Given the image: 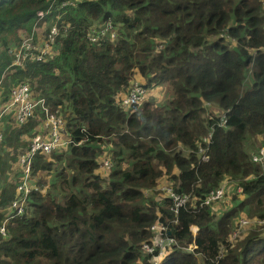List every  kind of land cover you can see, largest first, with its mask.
Listing matches in <instances>:
<instances>
[{
  "label": "trees",
  "instance_id": "trees-1",
  "mask_svg": "<svg viewBox=\"0 0 264 264\" xmlns=\"http://www.w3.org/2000/svg\"><path fill=\"white\" fill-rule=\"evenodd\" d=\"M109 23L104 36L88 39ZM52 27L60 35L41 59L12 64L22 35L33 33L36 55ZM0 79L2 110L11 87L26 82L74 140L34 156L32 190L15 215L22 150L17 178L7 180L8 149L24 150L48 128L39 108L22 123L13 108L0 119V223L11 217L0 264H149L141 246L155 222L176 240L161 264H264L262 226L239 237L235 225L243 214L264 220V155L254 162L251 147L264 149L263 0H0ZM133 81L168 86L171 97L124 107L120 96ZM206 102L226 112L225 126L204 115ZM210 128L208 160L200 161ZM99 145L110 151L107 179ZM39 171L48 184L33 178ZM223 184L222 200L201 205ZM164 185L190 195L177 215L168 197L147 193Z\"/></svg>",
  "mask_w": 264,
  "mask_h": 264
},
{
  "label": "built area",
  "instance_id": "built-area-1",
  "mask_svg": "<svg viewBox=\"0 0 264 264\" xmlns=\"http://www.w3.org/2000/svg\"><path fill=\"white\" fill-rule=\"evenodd\" d=\"M71 2H63L62 5L69 4ZM37 15L39 17L43 16L42 11H38ZM107 24V23H106ZM112 28V25L109 23L105 28L100 30L92 29L88 39L91 41H96L98 37L104 36L106 31ZM60 35V29L52 27L47 36L48 40L44 43L43 48L40 49L39 54H34L32 51L35 48L33 44V33L22 35L19 45L11 49L13 55V65H21L22 62L30 57L41 59L42 56L46 53L49 45L53 43L56 36ZM111 37H114V32L109 34ZM2 87V79H0V90ZM147 90L139 84L137 81H133L130 88L126 93L121 94L120 99L122 106L128 107L131 104H141L146 98ZM210 105V103H205ZM13 108L15 119L22 123L26 121L32 113L39 108L43 113L45 119V126L48 128V132L45 135L34 134L28 144V146L20 152L18 155V165L22 170V176L20 178L19 185L17 186V191L20 193L12 203L11 207L15 210V215L20 214L24 211L26 204V197L29 195L32 190V186L29 184L30 172H31V163L34 159V156L38 152L49 153L53 150H56L60 147H66L69 144H73L74 140L64 138L65 133V122L62 117L56 113L50 111L48 106L45 103L44 98L35 99L33 94L26 82H18L11 87V98L8 104L4 107L1 113L7 112L9 109ZM1 116V114H0ZM210 119L214 120L217 118L219 126H225L226 124V112L221 111L220 114L209 115ZM211 130L205 136L202 137L200 144L198 145V154L200 156V161L208 160V145L210 143ZM2 134L0 133V139ZM264 155V149L260 148L259 154L252 156L254 162H262ZM107 158L102 159V165L105 169L109 170L112 166V163ZM226 189V184H223L221 187L214 190H210L209 193L202 200L201 205H207L214 201H219L224 198ZM155 191L158 190L161 197H168L171 202V209L174 211L175 215L178 214V210L182 207H185L187 203L190 202V195L186 193H178L173 191L169 186H158L155 187ZM11 217L5 218L0 223V234L5 235V225L8 223ZM176 222V220H173ZM247 220L245 218H240L237 222L238 230L246 226ZM189 233L191 237V242L185 249L192 251L195 248V238L198 232V227L194 224L190 225ZM235 231V232H238ZM150 231L153 233V237L148 242H144L141 246L143 253L149 255V264H161L162 259L164 258L167 251H170L175 245L176 240L171 235L167 234L168 225L155 222L150 226ZM212 264H216L213 262Z\"/></svg>",
  "mask_w": 264,
  "mask_h": 264
},
{
  "label": "rangeland",
  "instance_id": "rangeland-1",
  "mask_svg": "<svg viewBox=\"0 0 264 264\" xmlns=\"http://www.w3.org/2000/svg\"><path fill=\"white\" fill-rule=\"evenodd\" d=\"M263 8H264V0H263ZM137 78L139 79L138 81L142 80L139 76H137ZM170 95H171V93L169 92V87L168 86L159 85V86L147 89L145 100L152 99V100H154L155 105H158V104L166 103L168 101L169 97H171ZM2 108H3V104H1V106H0V112H1ZM220 113H221V109H219V107L216 106L215 104H210V105L204 104V115L207 114V116H209V115L220 114ZM3 116H7V115L5 113H1L0 119ZM25 139H26V137H25ZM29 139L31 140V137L27 138L28 141H29ZM25 142H26V140H25ZM251 147L253 148V153H252L253 156L259 154L260 145L258 144L257 141ZM252 148H251V150H252ZM21 150H23V149H17V150L8 149L9 154L11 156H13L14 159L11 161V164L7 165L6 168H5L6 169V178H7V180L11 179V177H13V178L16 177L17 178V176H16V155H18ZM108 153H110L108 147H106L105 145H99V147H98V154L100 156L99 160L100 159L102 160V159H104L106 157L109 158L108 157ZM7 158H9V156H7ZM103 169H104V167H103V165H101V167L98 169V172L101 173V175H102V177L104 179H107L108 178V174L112 170V168L109 171L103 170ZM33 178H35L36 182L39 183V184H40V182H44V181H47V184H48V181L50 179V175L46 171H39L38 175L37 176H33ZM40 187L42 189H44L43 187H45V186L40 185ZM229 188H230V186H229ZM154 189L155 188L153 187L151 189V191H147V193H151V194H155V195L157 194V196H158L159 191L158 190L155 191ZM237 191H239V188H237ZM226 200L227 199L225 198L221 202L224 203V202H226ZM223 203H221L219 205L221 206ZM228 205H230V204L228 203L225 207H227ZM25 206H26V204H25ZM222 207H224V205H222ZM242 216H244L245 219L247 220V224H246V226L241 228L240 234L238 232H235V230H234V232L232 233V235L230 237L231 242H233V243L235 242L234 239L238 237V234H239V237H241V236L244 237L251 229H254L256 227L260 228V226H262L261 229H260V236L262 238H264V220H259L256 217H251L250 218V217L245 216L244 214ZM238 221H239V219L237 220V222ZM237 222L235 223V225H237Z\"/></svg>",
  "mask_w": 264,
  "mask_h": 264
},
{
  "label": "water",
  "instance_id": "water-1",
  "mask_svg": "<svg viewBox=\"0 0 264 264\" xmlns=\"http://www.w3.org/2000/svg\"><path fill=\"white\" fill-rule=\"evenodd\" d=\"M167 234H170V231Z\"/></svg>",
  "mask_w": 264,
  "mask_h": 264
}]
</instances>
